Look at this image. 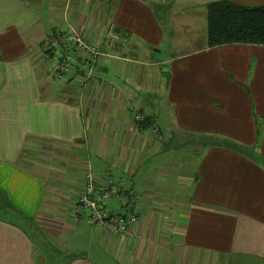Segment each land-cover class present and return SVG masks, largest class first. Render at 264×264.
Returning <instances> with one entry per match:
<instances>
[{
  "label": "crops",
  "instance_id": "0c3cea01",
  "mask_svg": "<svg viewBox=\"0 0 264 264\" xmlns=\"http://www.w3.org/2000/svg\"><path fill=\"white\" fill-rule=\"evenodd\" d=\"M216 1L72 0L69 23L106 54L96 75L107 87L75 66L53 76L57 62L44 60L41 45L64 28L45 30V0H0V200L13 206L0 216V264H36L34 248L45 254L46 240L64 234L76 249L64 251V264H264V46L208 48L205 25L200 45L171 33L186 34L191 15L206 24ZM164 43L192 50L159 61L150 49ZM166 66L156 110L146 69ZM198 144L201 157L181 170L174 152L163 155ZM103 167L139 197L135 233L123 240L74 211L84 174L99 181L108 176L93 170Z\"/></svg>",
  "mask_w": 264,
  "mask_h": 264
},
{
  "label": "built area",
  "instance_id": "2783aa9c",
  "mask_svg": "<svg viewBox=\"0 0 264 264\" xmlns=\"http://www.w3.org/2000/svg\"><path fill=\"white\" fill-rule=\"evenodd\" d=\"M61 2L65 5L66 16L72 0ZM69 22L66 23L65 30L51 31L41 45L44 59L57 62L53 76L62 79L74 73V66L76 68L80 66L85 70L84 77L87 83L108 87L107 82L96 75L98 65L106 54L98 50L97 45L86 36L81 27L73 26ZM107 37L110 41L117 40L113 27H109ZM74 56L78 59H87L88 66L83 67ZM140 119L138 114L134 116L135 121ZM151 132L156 137L159 135L156 127H152ZM107 200H115L118 208L124 212L120 214L117 211H110L106 206ZM138 200V195L130 193L121 178L106 177L97 181L88 171L84 174V186L77 197L74 211L76 215L84 217L91 227L123 240L135 233L138 217L134 210Z\"/></svg>",
  "mask_w": 264,
  "mask_h": 264
},
{
  "label": "rangeland",
  "instance_id": "374dc122",
  "mask_svg": "<svg viewBox=\"0 0 264 264\" xmlns=\"http://www.w3.org/2000/svg\"><path fill=\"white\" fill-rule=\"evenodd\" d=\"M46 3L41 5V9L43 12L44 17H42V23L45 26V30H49V28H61L64 30L66 29V23L71 21L70 19V14H69V9L68 12L66 14V16H64V8L65 5L61 2V0L55 1V0H45ZM71 8L73 10L74 6L72 5ZM86 8V6H85ZM84 9V8H83ZM55 10V13H53V11ZM160 18L162 19H166V15L165 13H161ZM190 19H193V24H189V30L187 31L186 34H184L183 29L180 28H174L173 31L171 33L176 34L177 37L178 35L180 37L183 36V39L186 36H189V40H195L196 45H200L199 39L202 37V33H200V29H202V25H205V34H206V24L203 22V18L199 17L198 15H191L189 17ZM176 21H178L181 24V20L182 17L176 16L175 17ZM193 30V31H191ZM53 31V30H51ZM50 31V32H51ZM170 34V33H169ZM153 50L155 53H152V55L154 56L155 59L159 60V61H167L170 58H173L174 56H178L184 52H187L189 50H192L190 48H171L170 47V43H164L163 47L161 48H156V50L154 49H150ZM74 59H77L78 62L83 66V67H87L88 66V60L87 59H78V57L74 56ZM45 60V59H44ZM47 61V60H45ZM54 61V60H51ZM56 61V60H55ZM55 68V67H54ZM80 68V72H84L85 70L83 68ZM167 66L165 68H156L155 69V73H152L151 70L152 69H146V71L152 75V77L149 78V80L147 79L148 84L154 88L156 90V95L152 100V104L151 107L153 109L158 110L159 108H162L160 105H158L159 103V99L162 98L165 95V82L167 79L166 75H162L160 74L162 72V70L166 69ZM78 69V68H77ZM54 70V69H53ZM167 70V69H166ZM161 115V113H160ZM159 124V123H158ZM261 125V124H260ZM171 145V144H170ZM188 146V145H185ZM203 151V147L198 144L195 146V149L191 150V153L194 154H190L188 152H184L182 150L176 149V150H172L169 149L167 150L165 153H163V155H167L171 152H174V158L175 161L177 162V166H180V170L185 166L188 165V163L190 161H194V160H198L201 157V153ZM69 154L74 155L73 151H70ZM85 156V155H84ZM97 172V173H96ZM93 174L97 175V176H108V177H113L114 173L112 170H108L106 167H103L101 169H94L93 170ZM163 186V185H162ZM106 206L107 208L112 211V212H119L120 214L124 212V210H120L118 208V205L116 203L115 200H107L106 201ZM82 226L78 227V228H84L85 226H83V224L85 223L82 220ZM137 225V224H136ZM135 225V226H136ZM47 239V238H46ZM42 242H40V239L37 240V245H41ZM74 237L70 236L69 234H64L62 236V238L60 240H46V248H44V253H42V251L40 249H38L37 247L34 248V256L36 257L35 262L36 264H64L66 258L63 257L64 251L67 252H73L76 251V249L74 248ZM74 248V249H73ZM116 261L112 260V263L115 264ZM118 263H120L118 261Z\"/></svg>",
  "mask_w": 264,
  "mask_h": 264
},
{
  "label": "trees",
  "instance_id": "16d2710c",
  "mask_svg": "<svg viewBox=\"0 0 264 264\" xmlns=\"http://www.w3.org/2000/svg\"><path fill=\"white\" fill-rule=\"evenodd\" d=\"M206 46L214 48L230 44L264 46V6L245 7L221 0L206 6ZM141 119L135 123L139 128L154 127L148 118L138 114ZM224 145L242 151L235 145ZM13 206L5 199L0 200V216L9 214ZM28 229L30 227L28 226ZM31 230V229H30ZM36 237L34 230L30 231ZM41 242V241H40Z\"/></svg>",
  "mask_w": 264,
  "mask_h": 264
}]
</instances>
